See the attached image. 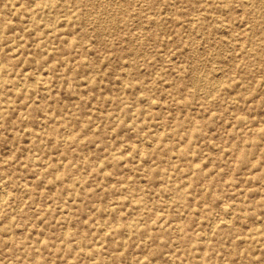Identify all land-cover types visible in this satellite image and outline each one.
<instances>
[{
  "label": "rangeland",
  "instance_id": "374dc122",
  "mask_svg": "<svg viewBox=\"0 0 264 264\" xmlns=\"http://www.w3.org/2000/svg\"><path fill=\"white\" fill-rule=\"evenodd\" d=\"M0 264H264V0H0Z\"/></svg>",
  "mask_w": 264,
  "mask_h": 264
}]
</instances>
